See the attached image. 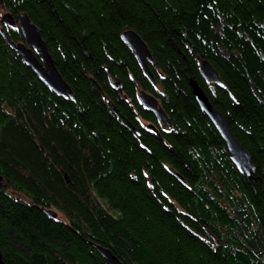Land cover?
<instances>
[{
    "label": "trees",
    "instance_id": "1",
    "mask_svg": "<svg viewBox=\"0 0 264 264\" xmlns=\"http://www.w3.org/2000/svg\"><path fill=\"white\" fill-rule=\"evenodd\" d=\"M5 12L37 27L71 97L0 35L3 264H107L94 244L122 264H264V0H0ZM127 29L147 47L155 85L120 39ZM201 60L221 85L200 77ZM189 79L249 154L251 177Z\"/></svg>",
    "mask_w": 264,
    "mask_h": 264
},
{
    "label": "water",
    "instance_id": "2",
    "mask_svg": "<svg viewBox=\"0 0 264 264\" xmlns=\"http://www.w3.org/2000/svg\"><path fill=\"white\" fill-rule=\"evenodd\" d=\"M0 24L2 26L0 28L1 37L4 39L7 45L17 51L23 62L29 66L39 81L42 82L54 94L63 98H70L71 91L68 85L64 82L57 69L53 65L45 44L39 35L37 27L30 22L26 13H19L17 19L14 20L9 12H5L0 16ZM3 27H16L21 33L22 40L18 42L9 40L3 30ZM119 37L132 52L143 74L153 85H155L153 76L147 66V62H151L152 59L145 43L138 36V34L131 29L121 31ZM199 74L204 81L214 82L221 85L215 70L205 60H201L199 63ZM109 82L114 89H116V87H118L120 84L118 80H109ZM188 84L199 109L209 119L222 139L228 152L229 160L239 172H243L246 176L251 177L254 173V166L247 151L231 134L222 115L210 103L196 81L189 79ZM136 100L144 109L148 110L154 115L158 123L168 125L163 110L161 109L157 99L152 94L147 93L144 90H139L136 95ZM147 127L155 131L152 124H148ZM65 179L68 181L66 176ZM43 212L49 218L55 219L57 217V213L54 210L43 209ZM93 247L99 256H101L107 262V264H122L108 248H105L99 244H94ZM0 264H3L1 258Z\"/></svg>",
    "mask_w": 264,
    "mask_h": 264
},
{
    "label": "rangeland",
    "instance_id": "3",
    "mask_svg": "<svg viewBox=\"0 0 264 264\" xmlns=\"http://www.w3.org/2000/svg\"><path fill=\"white\" fill-rule=\"evenodd\" d=\"M140 122H141L142 125H145V123H146L145 121H143L141 119H140ZM57 217H59V216H57Z\"/></svg>",
    "mask_w": 264,
    "mask_h": 264
},
{
    "label": "bare ground",
    "instance_id": "4",
    "mask_svg": "<svg viewBox=\"0 0 264 264\" xmlns=\"http://www.w3.org/2000/svg\"><path fill=\"white\" fill-rule=\"evenodd\" d=\"M166 125V124H165Z\"/></svg>",
    "mask_w": 264,
    "mask_h": 264
}]
</instances>
